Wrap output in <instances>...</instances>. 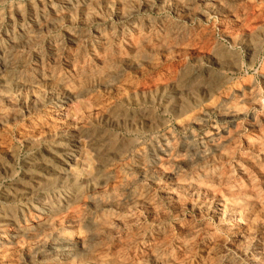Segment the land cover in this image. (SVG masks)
<instances>
[{"label": "rangeland", "instance_id": "374dc122", "mask_svg": "<svg viewBox=\"0 0 264 264\" xmlns=\"http://www.w3.org/2000/svg\"><path fill=\"white\" fill-rule=\"evenodd\" d=\"M66 1H72L76 9L81 4V0H0L3 26L7 20L16 19L18 12L25 14L29 6L37 7V13L48 21L37 47L29 46L23 53L29 80L38 75L51 76V84L47 86L57 90L63 84L75 94L67 103L55 106L49 99L50 90L46 85L40 91L16 93V83H9V90L12 87L10 101H0V219L20 209L25 219H31L28 203L30 199L36 202L41 190L38 186L46 182L54 184L50 187L52 192L70 191L78 185L85 190L84 201L73 205L72 212L58 217V232L71 233L75 224L72 221L87 217L90 210L87 203L93 199L125 202L137 198L138 203L118 205V209L109 213L111 217L117 215L127 219L128 236L134 234L136 226L159 231L164 237L168 264H181L186 257L207 261L206 251L211 242L221 238L225 241L223 254L235 264H253L250 258L254 255H260L264 264V0H215L217 3L213 7L196 0H92L94 13L81 22L75 9L73 12L67 10ZM97 28L111 39H114L112 35L116 36L105 53L99 47V40L92 38ZM12 33L16 34V30ZM255 40L259 41L256 49L248 48ZM104 60L110 64L109 69L96 76L94 71ZM30 95L32 98L28 99ZM215 103L217 108L211 107ZM232 110L238 115L235 119L226 117ZM77 127L84 128L89 135L99 136L103 156L94 157L86 142H81L68 178L61 184L57 177H48L40 171L38 165L42 163L58 169L61 136ZM216 143L222 150L215 156L221 159L213 165L209 161L195 168L193 151L188 147L202 146L211 152ZM158 161L161 163L159 171L175 174L184 187L187 188L185 184L203 185L202 189H210L209 197L215 194L236 205L239 208L237 218L217 223L210 212L200 211L201 198L189 197L186 188L181 190L176 188L175 182L163 179L157 181V185L155 182L156 186L152 184L150 168L156 171L153 164ZM207 165L213 166L214 175L221 179L213 177L216 182L211 179L203 182L201 173L206 171ZM88 180L98 186L101 184V188L89 191L83 183ZM30 191L26 198L25 194ZM254 209L260 211L262 215L256 218L262 220L248 217ZM109 213L102 211V219L106 220L103 226L109 227ZM233 224L245 225L250 230L249 235L243 237L245 240L242 238L231 247L233 236L228 228ZM103 228L96 233L107 234L105 255L109 257L114 252L110 244L111 231L110 227ZM188 228L191 231L200 229V232L191 237L187 234ZM7 236L8 241L10 233ZM8 246L5 256L0 255V264H28L30 257L27 258L25 252H15L18 246L10 242ZM141 246L146 247L147 242H142ZM131 255L138 261L140 251L131 252Z\"/></svg>", "mask_w": 264, "mask_h": 264}, {"label": "bare ground", "instance_id": "6f19581e", "mask_svg": "<svg viewBox=\"0 0 264 264\" xmlns=\"http://www.w3.org/2000/svg\"><path fill=\"white\" fill-rule=\"evenodd\" d=\"M94 1V0H93ZM163 1V0H162ZM161 1V2H162ZM169 1V0H167ZM172 1V0H171ZM175 1V0H174ZM198 3L201 4H208L211 7L216 5L217 2L215 0H196ZM235 1V0H234ZM126 2V1H125ZM130 2V1H129ZM32 3V2H31ZM101 3V2H100ZM113 3V2H112ZM152 3V2H151ZM184 3V2H183ZM190 3V2H189ZM192 3V2H191ZM194 3V2H193ZM41 4V3H40ZM64 4V3H62ZM74 3L72 1H66L65 7H67V10H70L73 12L75 9L79 16V21H84L85 18H87L89 15L94 13V7L92 6V0H81V4L78 6V9L75 8L73 5ZM124 4V3H123ZM139 4V3H138ZM150 4V3H149ZM160 4V3H159ZM125 5V4H124ZM188 5V4H187ZM207 5V6H208ZM77 6V5H76ZM120 6V5H119ZM152 6V5H151ZM222 6V4H221ZM261 6V5H260ZM146 7V6H145ZM101 8V7H100ZM106 8V7H105ZM147 8V7H146ZM171 8V7H170ZM144 9V8H143ZM151 9V8H149ZM211 9V8H210ZM227 9V8H226ZM98 10V9H97ZM102 10V9H101ZM221 10V9H220ZM242 10V9H241ZM255 10V9H254ZM66 11V10H65ZM128 11V10H127ZM184 11V10H183ZM69 12V11H67ZM110 12V11H109ZM177 12V11H176ZM190 12V11H189ZM207 12V11H206ZM216 12V11H214ZM221 12V11H220ZM126 13V12H125ZM187 13V12H186ZM195 13V12H194ZM103 14V13H102ZM235 14V13H234ZM106 15V14H105ZM243 15V14H242ZM93 16V15H92ZM192 16V15H191ZM198 16V15H197ZM249 16V15H248ZM109 17V16H108ZM112 17V16H111ZM200 17V16H199ZM205 17V16H204ZM232 17V16H231ZM90 18V17H89ZM119 18V17H118ZM122 19V18H121ZM99 20V19H98ZM52 23V22H51ZM125 23V22H124ZM166 23V22H165ZM233 23V22H232ZM82 24V23H81ZM127 24V23H126ZM129 24V23H128ZM29 27H28V26ZM123 25V24H122ZM48 26V21L43 18L39 13H37V7L29 6L27 9V12L25 14H19L16 19L7 20V24L5 26L2 25L0 22V101H10V92L12 90H9L8 85L11 83V81H14L16 83L13 89L17 93H22L25 90H30L31 92H34L35 90L41 89L44 85L51 84L50 77L46 76L43 77L41 75H38L36 79L29 80V77L27 76L25 67L27 66V63L23 64L24 60V52H26V49L29 46L37 47V44L42 40L44 36L45 29ZM128 26V25H127ZM122 27V26H121ZM133 27V25L131 26ZM149 28V27H148ZM179 28V27H178ZM120 29V28H119ZM132 29V28H131ZM134 29V28H133ZM132 29V30H133ZM257 29V28H256ZM13 30H16V34H13ZM100 29H94L92 32V38L99 40V47L103 48V52L108 49V47L115 41V35L114 39H111V36H105V34H101ZM137 30V29H136ZM243 30V29H241ZM122 31V30H121ZM135 31V30H134ZM138 31V30H137ZM135 31V32H137ZM148 31V30H147ZM228 31V30H227ZM240 31V30H239ZM254 31V30H253ZM18 32V33H17ZM118 32V31H117ZM209 33V32H208ZM244 33V32H243ZM248 33V32H247ZM111 34V33H110ZM173 34V33H172ZM236 34V33H235ZM255 34V33H254ZM234 35V34H233ZM258 35V34H257ZM136 36V35H135ZM230 36V35H229ZM228 36V37H229ZM252 36V35H251ZM250 36V37H251ZM108 37L110 39H108ZM232 37V36H231ZM113 38V37H112ZM120 38V37H118ZM244 38V37H243ZM247 38V37H246ZM245 38V39H246ZM136 39V38H135ZM196 39V38H195ZM244 39V40H245ZM250 39V38H249ZM78 41V40H77ZM119 41V40H117ZM135 41V40H134ZM252 41V40H251ZM261 41V40H260ZM79 42V41H78ZM171 42V41H170ZM184 42V41H183ZM258 40L253 41L249 44L248 48H255L258 45ZM85 43V42H84ZM164 43V42H163ZM149 44V43H148ZM147 46V45H146ZM145 46V47H146ZM158 46V45H157ZM55 47V46H54ZM135 48V47H134ZM162 48V47H161ZM215 48V47H214ZM158 49V48H157ZM184 49V48H183ZM256 49V48H255ZM254 49V50H255ZM166 50V49H165ZM177 50V49H176ZM249 50V49H248ZM135 52V51H133ZM132 52V53H133ZM180 53V52H179ZM187 53V52H186ZM105 55V54H104ZM135 55V54H134ZM176 55V54H175ZM207 55V54H206ZM173 56V55H171ZM194 56V55H193ZM202 56V55H200ZM104 56L102 55V58ZM206 57V56H205ZM117 58V56H116ZM114 58V59H116ZM152 58V57H151ZM236 58V57H235ZM252 58V57H251ZM120 59V58H119ZM123 59V58H122ZM128 59V58H127ZM170 59V58H169ZM197 59V58H196ZM204 59V58H203ZM201 60V59H200ZM210 60V59H209ZM132 61V60H131ZM130 61V62H131ZM163 61V60H162ZM28 62V61H27ZM112 62V61H111ZM115 62V61H114ZM129 62V61H128ZM133 62V61H132ZM195 62V61H194ZM219 62V61H218ZM228 62V61H227ZM51 63V62H50ZM100 63V62H99ZM107 61H102L100 63L101 67L96 69L94 71L95 75L99 76L104 71L108 70V66L110 64H106ZM158 63V62H157ZM123 64V63H122ZM126 64V61H125ZM128 64V63H127ZM126 64V65H127ZM131 64V63H130ZM130 64L128 66H130ZM151 65V64H150ZM206 65V64H205ZM186 66V65H185ZM112 69V68H111ZM131 69V68H130ZM191 72V71H190ZM90 73V72H89ZM191 74V73H190ZM193 74V73H192ZM126 75V73H125ZM88 77V74H86ZM91 76V75H89ZM94 77V76H93ZM217 79V78H216ZM76 80V79H75ZM196 81V80H195ZM89 82V81H87ZM59 83V82H58ZM66 83V81H65ZM126 83V82H125ZM174 83V82H173ZM12 84V83H11ZM67 84V83H66ZM114 84V83H113ZM120 84V83H119ZM98 85V84H97ZM124 85V84H123ZM244 85V84H243ZM59 86V85H58ZM101 86V85H100ZM104 86V85H103ZM211 86V85H210ZM209 86V87H210ZM246 86V85H245ZM54 86H47L49 91V99L55 104H65L70 98H73L75 94L66 86L61 84V86L56 90V87ZM70 87V86H69ZM106 87V86H105ZM130 87V86H129ZM164 87V86H163ZM212 87V86H211ZM215 87V86H214ZM166 88V87H165ZM164 88V89H165ZM248 88V87H247ZM117 89V88H116ZM163 89V88H162ZM191 89V88H190ZM106 90V89H105ZM130 90V89H129ZM246 90V89H245ZM12 91V92H14ZM40 91V90H39ZM42 91V90H41ZM93 91V90H92ZM98 91V90H97ZM141 91V90H140ZM150 91V90H149ZM152 91V90H151ZM150 91V92H151ZM188 91V90H187ZM247 91V90H246ZM136 92V91H135ZM153 92V91H152ZM151 92V93H152ZM134 93V92H133ZM172 93V92H171ZM236 93V92H235ZM14 94V93H13ZM132 94V92H131ZM158 94V93H157ZM173 94V93H172ZM177 95V93H174ZM207 94V93H206ZM114 95V94H113ZM149 95V94H148ZM164 93L161 94L163 97ZM170 95V94H169ZM186 95V94H185ZM146 96V95H145ZM158 96V95H157ZM171 96V95H170ZM178 96V95H177ZM174 96V97H177ZM180 96V95H179ZM178 96V97H179ZM187 96V95H186ZM203 96V95H202ZM211 94H209V97ZM24 97V96H23ZM38 97V96H37ZM197 97V96H196ZM199 97V96H198ZM32 96L28 99H31ZM118 98V96H117ZM134 98V97H133ZM160 98V97H159ZM168 98V97H166ZM22 99V98H21ZM170 99V98H169ZM168 99V100H169ZM176 99V98H174ZM225 99V98H224ZM238 99V98H237ZM35 100V99H34ZM172 100V99H170ZM179 101V99H177ZM83 101V100H82ZM81 101V102H82ZM123 101V100H122ZM126 101V100H125ZM139 101V100H138ZM152 101V100H151ZM188 101V100H187ZM206 101V100H205ZM146 102V101H145ZM149 102V101H148ZM161 102V101H160ZM199 102V101H198ZM238 102V101H237ZM16 103V102H15ZM31 103V102H30ZM77 103V102H76ZM169 103V102H168ZM226 103V102H225ZM224 103V104H225ZM108 104V103H107ZM157 104V103H156ZM198 104V103H197ZM5 105V104H4ZM13 105V104H12ZM23 105V104H22ZM186 105V104H185ZM208 105V104H206ZM223 105V104H222ZM64 106V105H63ZM78 106V105H77ZM136 106V105H135ZM166 106V105H165ZM218 104H212L211 107L217 108ZM260 106V105H259ZM76 107V106H75ZM82 107V106H81ZM232 107V106H231ZM28 108V107H27ZM30 108V107H29ZM187 108V107H186ZM84 109V107H83ZM86 109V108H85ZM212 109V108H211ZM261 109V108H260ZM82 110V109H81ZM99 110V109H98ZM114 110V109H113ZM163 110V107H162ZM234 110V109H233ZM232 110V111H233ZM220 111V110H219ZM236 111V110H235ZM233 111L229 112L226 117H229V119H235L237 113ZM6 112V111H5ZM86 112V111H85ZM88 112V111H87ZM98 112V111H97ZM238 112V111H237ZM223 113V112H222ZM145 114V113H144ZM199 114V113H198ZM218 114V113H217ZM227 114V113H226ZM242 114V113H241ZM14 115V114H13ZM178 115V114H177ZM225 115V114H224ZM11 116V115H10ZM81 116V115H80ZM221 116V115H220ZM51 117V116H50ZM220 118V117H219ZM12 119V118H11ZM53 119V118H52ZM184 119V118H183ZM37 120V119H36ZM124 120V119H123ZM141 120V119H140ZM113 121V120H112ZM136 121V120H135ZM121 122V121H120ZM130 122V121H129ZM158 122V121H157ZM178 122V121H177ZM181 122V121H180ZM186 122V121H185ZM10 123V121H9ZM13 123V122H12ZM35 123V122H34ZM118 123V122H117ZM155 123V122H154ZM191 123V122H190ZM253 123V122H252ZM56 124V123H55ZM100 124V123H99ZM149 125V123H147ZM185 124V123H184ZM1 125V124H0ZM136 125V124H135ZM200 125V124H199ZM51 127V126H50ZM123 127V126H122ZM181 127V126H180ZM33 128V127H32ZM116 128V127H115ZM121 128V127H120ZM37 129V128H36ZM135 129V128H134ZM253 129V128H252ZM132 130V129H131ZM155 130V129H154ZM225 130V129H224ZM255 130V129H254ZM67 131V130H66ZM28 132V131H27ZM30 132V131H29ZM32 133V132H31ZM131 133V132H130ZM224 133V132H223ZM29 134V133H28ZM63 137L61 136V140L58 144V160H59V167L58 169H53L49 167L48 165H42L39 164V170L42 171L45 175L48 177H57L58 181H60L61 184L68 178V172L71 169V164L75 160L77 156V148H79L81 142H86L88 148L93 153V156L96 158H100L103 156V144L100 142L99 136H96L94 134L89 135L88 132L84 130V128H73L71 130L68 129L67 132H64ZM230 136V135H227ZM231 137V136H230ZM53 138V137H52ZM206 138V137H205ZM256 138V137H255ZM37 139V138H36ZM42 139V138H41ZM1 140V139H0ZM51 140V139H50ZM188 140V139H187ZM225 140V139H224ZM232 141V140H231ZM131 142V141H130ZM189 142V141H188ZM212 142V141H211ZM249 142V138H248ZM25 143V142H24ZM155 143V141H154ZM176 143V142H175ZM231 143V142H230ZM257 143V142H256ZM187 144V143H186ZM189 144V143H188ZM217 144V143H216ZM223 144V143H222ZM234 144V143H233ZM218 145V146H217ZM214 145V147L211 145L210 147H213L211 152L205 151L202 146H189L188 149L192 150L193 163L194 167L202 166L203 164H206L207 162L211 161L213 162L212 165L216 160L221 159L219 156H215L217 153L220 152L219 144ZM232 145V144H231ZM249 145V144H248ZM111 146V145H110ZM252 146V145H251ZM258 146V145H257ZM221 147V144H220ZM250 147V146H249ZM223 148V147H222ZM251 148V147H250ZM183 149V148H182ZM259 149V147H258ZM46 150V149H45ZM121 150V149H120ZM179 150V149H178ZM184 150V149H183ZM222 150V149H221ZM232 150V149H231ZM234 151V150H233ZM7 152V151H6ZM190 152V151H189ZM148 153V152H147ZM112 154V153H111ZM126 154V153H125ZM228 154V153H227ZM234 154V153H233ZM137 155V154H136ZM152 155V154H151ZM150 155V157H151ZM168 155V154H167ZM221 155V154H220ZM214 156L217 158H214ZM222 156H224L222 154ZM225 156H227L225 154ZM224 156V157H225ZM142 157V156H141ZM162 158V157H161ZM104 159V158H103ZM164 159V158H163ZM187 160V159H186ZM184 160V161H186ZM157 161V160H156ZM175 161V160H174ZM252 161V160H251ZM250 161V162H251ZM83 162V161H82ZM107 162V161H106ZM162 162V159H161ZM191 162V163H192ZM2 163V162H1ZM35 163V162H34ZM253 163V162H252ZM31 164V163H30ZM160 162H154L153 165H155L156 171L159 172V175L156 174V171L154 169L150 170L153 181L152 184L156 185L159 184L158 182L160 179H163L164 181H170V183H174L176 188H182L184 185H181V183H178L176 180V175L166 172H160L159 167ZM169 164V163H168ZM98 165V164H97ZM131 165V164H130ZM159 165V166H158ZM182 165V164H181ZM191 165V164H190ZM249 165V164H248ZM253 165V164H252ZM251 165V166H252ZM73 166V165H72ZM144 166V165H143ZM146 166V165H145ZM188 166V165H187ZM240 166V165H239ZM250 166V167H251ZM100 167V166H99ZM173 167V166H172ZM191 167V166H190ZM189 167V168H190ZM193 167V166H192ZM212 167V168H211ZM210 165L206 166V171H202L201 178L203 182H206L208 180H214L213 177H217L214 174L216 173V169ZM231 167V166H230ZM237 167V166H236ZM154 168V167H152ZM102 169V168H101ZM180 169V168H179ZM144 170V169H143ZM167 170V169H166ZM195 170V169H194ZM232 170V169H231ZM114 171V170H113ZM168 171V170H167ZM215 171V173H214ZM176 172V171H175ZM183 172V171H181ZM240 172V171H239ZM141 173V172H140ZM145 173V172H144ZM150 173V172H149ZM143 174V173H142ZM12 175V174H11ZM14 175V174H13ZM212 175V177L210 176ZM22 176V175H21ZM30 176V175H29ZM46 176V177H47ZM179 176V175H178ZM219 176V175H218ZM35 177V176H33ZM105 177V176H104ZM263 177V176H262ZM37 178V177H36ZM54 178V179H55ZM166 178V179H165ZM188 178V177H187ZM196 178V177H195ZM218 179H221L217 177ZM45 179V178H44ZM47 179V178H46ZM99 179V178H97ZM109 179V178H108ZM199 179V178H198ZM197 179V182L200 180ZM235 179V178H234ZM242 179V178H241ZM245 179V178H244ZM30 180V179H29ZM43 180V178H42ZM104 182H106L105 179ZM225 180V179H224ZM243 180V179H242ZM252 180V179H251ZM40 181V180H39ZM83 181V180H82ZM94 181V179L92 180ZM92 181H85L83 182L88 190L94 191L95 189L101 188L100 185L98 186ZM158 181V182H157ZM215 181V180H214ZM220 181V180H219ZM257 181V180H256ZM37 182V181H36ZM80 182V181H79ZM106 185V183H104ZM161 182V181H160ZM196 182V183H197ZM216 182V181H215ZM223 182V181H222ZM45 183V182H44ZM102 183V182H101ZM113 183V182H112ZM121 183V182H120ZM199 183V182H198ZM202 183V182H201ZM225 183V182H223ZM38 184V183H37ZM111 184V183H110ZM117 184V183H116ZM185 184V183H184ZM54 185V184H53ZM52 184L49 185L47 182L43 186H38V188L44 191H38L36 202H32L30 199V203L28 206V210L32 212V218L27 220L25 219V216L23 214V209H20L19 212L9 215L8 217H2L0 219V255L5 253L6 249L10 246H8V243L16 245L18 250H15V252H25V254L30 257V260L28 261V264H168L170 263L167 256H165V249L164 247V237L159 233V231H149L147 229H144L140 226H136V230L134 231V234L127 235L125 231V225L128 221L125 219L120 218L117 215H113L111 217L109 212H114V209L117 208L118 205H124L128 206L129 203L135 202L138 203L137 198H130L127 199V201L123 202L122 200L119 202L116 200H113L112 202H101L93 199V201H89L87 205H89V213L87 217L84 220L77 219L72 221V224L75 223L74 229L71 231V233H65V232H58L56 231L58 224V219L61 218L59 216H63V214L69 213L71 207L74 205L77 206L79 203H83V198L85 196V190L81 186H75L70 191H66L65 189H61L58 191H51L50 187L53 186ZM83 185V184H82ZM109 185V184H108ZM155 185V186H156ZM173 185V186H174ZM184 187L187 189V194L189 197H197L201 198V207L200 211L203 212H210L212 217L217 220V223H219L221 220L229 221L232 218L234 219L238 215L239 208L236 207V205L229 204L228 202L224 201L221 197H217L215 194L213 197H209L211 195L209 193V190H204L196 184H190L189 186ZM211 185V184H210ZM209 185V186H210ZM84 186V185H83ZM119 186V185H118ZM208 186V185H207ZM206 186V188H207ZM247 186V185H246ZM107 186H104L105 188ZM115 187V184H114ZM205 187V186H204ZM203 187V188H204ZM235 187V186H234ZM164 188V187H163ZM168 188V187H167ZM175 188V189H176ZM209 188V187H208ZM246 188V187H245ZM68 189V188H67ZM107 189V188H106ZM110 189V188H109ZM113 189V187H112ZM174 189V188H173ZM172 189V190H173ZM241 189V187L239 188ZM170 190V189H169ZM235 190V189H234ZM248 190V189H247ZM101 191V190H100ZM102 190L101 192H103ZM106 191V190H105ZM111 191V190H107ZM113 191V190H112ZM145 191V190H144ZM212 191V190H211ZM232 191V190H231ZM243 191V190H242ZM172 192V191H170ZM168 192V195L170 197H173V194ZM226 192V191H225ZM238 192V191H236ZM251 192V191H250ZM249 192V193H250ZM92 193V192H91ZM241 192H239L240 194ZM243 193V192H242ZM252 193V192H251ZM250 193V194H251ZM256 193V192H255ZM31 194V191L28 192L26 198L28 195ZM33 194V193H32ZM253 194V193H252ZM218 195V194H217ZM7 196V195H6ZM11 196V195H10ZM219 196V195H218ZM239 196V195H238ZM31 197V196H30ZM256 197V196H255ZM25 198V199H26ZM86 198V197H85ZM91 198V197H90ZM164 198V197H163ZM23 200V199H22ZM254 200V199H253ZM251 201V200H250ZM259 201V200H257ZM245 202V201H244ZM253 202V201H252ZM256 202V201H255ZM149 203V202H148ZM176 203V202H175ZM231 203V202H230ZM234 203V202H233ZM261 203V202H260ZM263 203V202H262ZM133 204V203H132ZM245 204V203H244ZM256 204V203H255ZM84 205H86L84 203ZM131 205V204H130ZM143 205V204H142ZM191 205V204H190ZM134 206V205H133ZM165 206V205H164ZM171 206V205H170ZM184 206V205H183ZM254 206V205H252ZM86 207V206H85ZM120 207V206H118ZM132 207V206H131ZM190 207V206H189ZM81 208V207H80ZM126 208V207H125ZM180 208V207H179ZM250 208V206H249ZM257 208V207H256ZM77 209V208H76ZM118 209V208H117ZM189 209V208H188ZM244 209V207H243ZM259 209V208H258ZM261 209V208H260ZM72 210V209H71ZM75 211V209H73ZM175 210V209H174ZM245 210V209H244ZM102 211L109 213V218L107 222L109 223V227L107 225L103 226L104 218L102 219ZM146 211V210H145ZM156 211V210H155ZM72 212V211H70ZM198 212V211H197ZM242 212V211H241ZM116 213V212H115ZM62 214V215H61ZM73 214V213H72ZM82 214V213H81ZM112 214V213H111ZM258 214L262 215L260 211H253V214L251 213V216L248 217H254L258 216ZM71 215V214H70ZM80 215V213H79ZM152 215V214H151ZM161 215V214H160ZM259 215V217H260ZM35 216V220H33V217ZM74 216V215H73ZM83 216V215H82ZM162 216V215H161ZM29 217V216H27ZM59 217V218H58ZM123 217V216H122ZM139 217V216H138ZM166 217V216H165ZM164 217V218H165ZM75 218V216L73 217ZM126 218V217H125ZM159 218V217H158ZM199 218V217H198ZM237 218V217H236ZM254 218V219H255ZM258 218V217H257ZM256 218V219H257ZM134 219V218H133ZM137 219V218H136ZM254 219L252 221H254ZM260 219V218H258ZM70 220V218H69ZM262 220V219H260ZM65 221V220H64ZM131 221V220H129ZM154 221V220H153ZM157 221V220H156ZM215 221V220H214ZM239 221V220H238ZM237 221V222H238ZM174 222V221H173ZM185 222V221H184ZM216 222V221H215ZM224 222V221H223ZM230 222V221H229ZM234 222V221H233ZM258 222V220H257ZM135 224V222H132ZM187 223V222H186ZM236 223V222H235ZM247 223V222H246ZM65 224V223H64ZM68 225V224H65ZM258 225V224H257ZM261 225V224H260ZM71 226V225H70ZM107 226V227H106ZM146 226V225H145ZM249 226V223L248 225ZM245 225H237L233 224L230 225L228 228L233 236L232 246L241 240L243 237L249 235L248 227ZM255 226V225H254ZM259 226V225H258ZM102 227L109 228L111 233V239L110 244H112L113 247V254L111 256H106V247H108V243L106 241V235L105 233H98L97 231L99 229L102 230ZM207 227V226H206ZM224 227H228L224 226ZM103 228V229H104ZM105 228V229H106ZM215 228V227H214ZM222 228V226H221ZM223 229V228H222ZM226 230V229H225ZM108 229L106 230V232ZM169 231V230H168ZM263 231V229H262ZM99 232V231H98ZM105 232V231H104ZM167 232V231H166ZM200 232L199 230L194 231L190 230L188 228V235L193 236L197 235ZM220 232V231H219ZM10 233V238L8 241L5 239V237ZM96 233V235H95ZM264 233V232H263ZM186 234V233H185ZM184 234V235H185ZM253 234H251L252 236ZM262 235V234H260ZM161 236V237H160ZM202 236V235H201ZM200 236V237H201ZM8 237V236H7ZM160 237V238H159ZM185 237V236H184ZM190 238V237H189ZM231 238V237H230ZM251 238V237H250ZM184 238H182L183 240ZM222 239V238H221ZM214 240L211 242L210 247L206 251V260L208 261H201L197 260L194 257H186L184 258V261L182 257L181 264H235L234 261H232L230 258L225 257L223 254L224 249L222 250V246L225 243V241L222 240ZM244 239V238H243ZM159 240V241H156ZM188 240V239H187ZM197 240V239H195ZM225 240V239H224ZM245 240V239H244ZM247 240V238H246ZM147 242L146 247H142V242ZM242 241V240H241ZM193 243V242H192ZM230 243V242H229ZM181 244V243H180ZM238 245V244H237ZM255 245V244H254ZM236 246V244H235ZM243 246V245H242ZM11 247V246H10ZM9 247V248H10ZM12 248H14L12 246ZM16 248V249H17ZM244 248V247H243ZM110 249V248H109ZM202 249V248H201ZM240 249V248H239ZM206 250V249H205ZM232 250V249H231ZM234 250V249H233ZM8 251V249H7ZM140 251L139 260L136 261L135 257L131 255V252ZM14 252V251H13ZM184 252V251H183ZM204 252V251H203ZM9 253V252H8ZM189 253V252H188ZM15 254V253H13ZM194 254V252H193ZM261 254V253H260ZM203 255H205L203 253ZM227 255V254H226ZM185 256V255H184ZM202 256V255H201ZM9 258V257H8ZM14 258V257H13ZM262 257L259 256H252L250 260L253 264H262L261 259ZM135 259V260H134ZM180 259V260H181ZM13 260V259H10ZM204 260V258H203ZM24 261V260H23ZM196 261V262H195ZM23 263V262H22ZM172 264V262H171ZM175 264V263H174Z\"/></svg>", "mask_w": 264, "mask_h": 264}]
</instances>
